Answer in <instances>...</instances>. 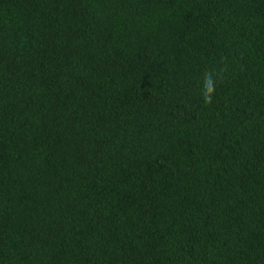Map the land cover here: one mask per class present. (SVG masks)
I'll list each match as a JSON object with an SVG mask.
<instances>
[{
    "label": "trees",
    "instance_id": "16d2710c",
    "mask_svg": "<svg viewBox=\"0 0 264 264\" xmlns=\"http://www.w3.org/2000/svg\"><path fill=\"white\" fill-rule=\"evenodd\" d=\"M0 264H264V0H0Z\"/></svg>",
    "mask_w": 264,
    "mask_h": 264
},
{
    "label": "clouds",
    "instance_id": "9594fccd",
    "mask_svg": "<svg viewBox=\"0 0 264 264\" xmlns=\"http://www.w3.org/2000/svg\"><path fill=\"white\" fill-rule=\"evenodd\" d=\"M216 81L213 79L211 73H206L203 79V102L205 105H210L212 103L213 94L216 89Z\"/></svg>",
    "mask_w": 264,
    "mask_h": 264
}]
</instances>
